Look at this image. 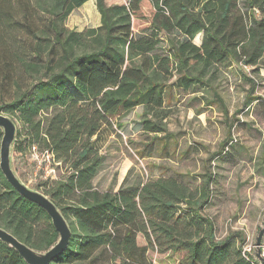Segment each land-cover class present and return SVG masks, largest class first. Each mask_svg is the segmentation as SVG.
Instances as JSON below:
<instances>
[{"label":"trees","instance_id":"1","mask_svg":"<svg viewBox=\"0 0 264 264\" xmlns=\"http://www.w3.org/2000/svg\"><path fill=\"white\" fill-rule=\"evenodd\" d=\"M90 1L0 0V111L21 128L13 151L43 144L42 153L68 167L66 178L36 188L72 234L50 264H152L151 249L182 256L178 264H261L245 251L242 234L217 239L203 214L211 176L199 190L165 177L130 184L127 176L117 192H103L94 181L103 164L100 135L115 118L142 108L144 133L167 132L172 70L181 73L174 85L191 91L213 67L264 63V0H96L101 25L70 30L69 16ZM144 4L151 24L136 33ZM2 138L0 129V146ZM0 228L41 253L60 240L46 210L21 196L1 169ZM0 264L27 262L0 239Z\"/></svg>","mask_w":264,"mask_h":264},{"label":"rangeland","instance_id":"2","mask_svg":"<svg viewBox=\"0 0 264 264\" xmlns=\"http://www.w3.org/2000/svg\"><path fill=\"white\" fill-rule=\"evenodd\" d=\"M127 3L108 1V5ZM152 14L144 4L134 19L136 33L150 26ZM100 25L96 0L76 9L66 22L70 30L79 32ZM162 39L161 51L167 55L168 42L165 36ZM172 74L165 93L167 132L144 133L142 108L115 118L113 126L100 135L103 164L94 185L103 192L118 191L127 176L130 184L165 177L199 190L211 176L203 214L213 221L217 239L240 233L245 251L256 255V238L264 224V63L255 68L236 62L213 67L202 79L204 84L191 91L175 86L181 73L172 70ZM10 117L20 130L18 120ZM17 140L24 142L25 136ZM43 147L25 143L22 154L12 150L14 172L33 190L48 182L38 169L37 157ZM67 168L57 169L58 180L67 177ZM138 244L146 245L142 236ZM181 257L148 252L152 264H178Z\"/></svg>","mask_w":264,"mask_h":264},{"label":"water","instance_id":"3","mask_svg":"<svg viewBox=\"0 0 264 264\" xmlns=\"http://www.w3.org/2000/svg\"><path fill=\"white\" fill-rule=\"evenodd\" d=\"M0 129L3 132V138L0 146V169L10 185L24 198L42 207L50 218L59 233V242L48 252L41 253L27 247L21 243L12 234L0 228V239L15 248L27 264H50L55 258L65 252L71 239V229L63 217L60 210L44 194L29 188L16 175L12 168V150L16 141L17 127L15 122L6 114L0 111ZM264 238V224L256 238L255 247L257 249L256 259L264 264L262 253V240Z\"/></svg>","mask_w":264,"mask_h":264},{"label":"built area","instance_id":"4","mask_svg":"<svg viewBox=\"0 0 264 264\" xmlns=\"http://www.w3.org/2000/svg\"><path fill=\"white\" fill-rule=\"evenodd\" d=\"M37 159H39L38 169L43 171V179L46 181L58 180L57 169L61 167V163L56 160L55 155L52 152L45 151L38 155ZM262 253L264 256L263 249Z\"/></svg>","mask_w":264,"mask_h":264},{"label":"crops","instance_id":"5","mask_svg":"<svg viewBox=\"0 0 264 264\" xmlns=\"http://www.w3.org/2000/svg\"><path fill=\"white\" fill-rule=\"evenodd\" d=\"M88 4V3H87ZM114 192H117V191H114Z\"/></svg>","mask_w":264,"mask_h":264}]
</instances>
